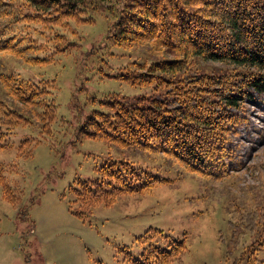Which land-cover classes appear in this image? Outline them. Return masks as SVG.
Wrapping results in <instances>:
<instances>
[{
    "label": "trees",
    "instance_id": "trees-1",
    "mask_svg": "<svg viewBox=\"0 0 264 264\" xmlns=\"http://www.w3.org/2000/svg\"><path fill=\"white\" fill-rule=\"evenodd\" d=\"M105 2L0 0V52L30 64L50 63L70 54L80 45L78 26L103 15ZM115 13L104 41L118 49L138 46L146 54L132 55L108 77L153 90L134 97L110 94L101 100L102 108L81 120L78 135L117 148L139 144L145 149L152 143L151 149L172 150L207 166V160L225 150L231 133L228 124L236 118L232 108L254 98L253 89L264 94V0H118ZM111 55L122 54L116 50ZM198 59L211 63V74L198 75ZM0 81V150H16L8 165L17 169L55 132L58 82L5 70L0 71ZM36 124L37 135L24 136L19 143L10 141L18 128ZM4 170L0 164L4 197L18 207L24 190L18 193ZM97 171L99 176L78 177L61 193L69 211L83 221L98 205L110 207L120 195L144 193L168 181L127 159H109ZM225 199L236 208L232 223L234 242L243 247L241 258L246 264L263 263L264 207L233 196ZM153 232L166 245L151 242L135 264H172L188 249L186 236L175 239L162 230Z\"/></svg>",
    "mask_w": 264,
    "mask_h": 264
},
{
    "label": "rangeland",
    "instance_id": "rangeland-1",
    "mask_svg": "<svg viewBox=\"0 0 264 264\" xmlns=\"http://www.w3.org/2000/svg\"><path fill=\"white\" fill-rule=\"evenodd\" d=\"M117 1L108 0L103 15L78 26L80 45L74 52L50 63L30 64L0 52V71L35 80L56 79L59 104L55 132L40 144L34 157L21 160L15 169L9 165L16 150H0L7 181L18 193L24 190L17 207L4 197L0 183V264H135L151 242L166 245L153 229L175 239L186 236L188 249L172 264H246L241 258L243 247L234 242L236 208L225 197L264 207L263 93L253 89L254 98L247 97L241 108H232L236 118L228 124L231 133L225 150L207 160V166L172 150L151 149L152 143L145 149L139 144L117 148L78 135L81 120L102 108L101 100L110 94L134 97L153 90L152 86H133L108 77L118 73V65L127 63L132 55L146 54L138 46L118 49L104 41L116 16ZM116 50L122 55L112 56ZM197 66H201L199 76L212 73L210 62L198 59ZM1 86L0 81V97ZM38 131L37 124L20 127L10 141L19 143ZM109 159H127L168 181L144 193L120 195L110 207L98 205L83 221L69 211L61 193L78 177L99 176L97 167ZM39 198L40 203L36 202ZM146 235L153 237L141 241L139 237Z\"/></svg>",
    "mask_w": 264,
    "mask_h": 264
},
{
    "label": "crops",
    "instance_id": "crops-1",
    "mask_svg": "<svg viewBox=\"0 0 264 264\" xmlns=\"http://www.w3.org/2000/svg\"><path fill=\"white\" fill-rule=\"evenodd\" d=\"M40 201H41V199L39 198V203H40ZM54 201H55V199H54ZM35 220H38V221H39V219H38L37 217H35ZM36 222H37V221H36ZM35 230L37 231L36 228H35ZM40 234L42 235L43 233L40 232ZM72 244H73V243H70V245H72ZM81 255H82L81 258L84 259V258H83V256H85L84 253L81 252ZM83 264H86V263H83Z\"/></svg>",
    "mask_w": 264,
    "mask_h": 264
}]
</instances>
